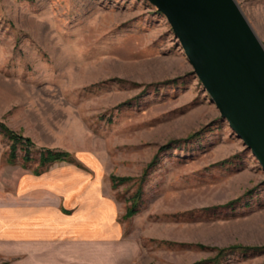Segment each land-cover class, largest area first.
<instances>
[{
	"label": "rangeland",
	"instance_id": "obj_1",
	"mask_svg": "<svg viewBox=\"0 0 264 264\" xmlns=\"http://www.w3.org/2000/svg\"><path fill=\"white\" fill-rule=\"evenodd\" d=\"M236 2L264 45V0ZM0 121L31 139L0 131V193L69 163L111 195L119 232L78 250L100 264H264V170L149 0H0Z\"/></svg>",
	"mask_w": 264,
	"mask_h": 264
},
{
	"label": "crops",
	"instance_id": "obj_2",
	"mask_svg": "<svg viewBox=\"0 0 264 264\" xmlns=\"http://www.w3.org/2000/svg\"><path fill=\"white\" fill-rule=\"evenodd\" d=\"M115 216L111 195L97 177L72 164L21 172L13 188L0 193V259L100 264L102 259L78 250L117 234Z\"/></svg>",
	"mask_w": 264,
	"mask_h": 264
},
{
	"label": "water",
	"instance_id": "obj_3",
	"mask_svg": "<svg viewBox=\"0 0 264 264\" xmlns=\"http://www.w3.org/2000/svg\"><path fill=\"white\" fill-rule=\"evenodd\" d=\"M209 96L264 170V45L236 0H149Z\"/></svg>",
	"mask_w": 264,
	"mask_h": 264
},
{
	"label": "trees",
	"instance_id": "obj_4",
	"mask_svg": "<svg viewBox=\"0 0 264 264\" xmlns=\"http://www.w3.org/2000/svg\"><path fill=\"white\" fill-rule=\"evenodd\" d=\"M0 131L11 139V142H12L11 152L12 153L15 151L17 143H21V142L25 143L26 147L24 149V158L28 159V153H29L28 145L31 144V139L29 137L22 136L21 134L15 132L14 130L10 129L6 124H4L1 121H0ZM197 133L198 132H194V133L188 134L186 138L193 137ZM171 142H172L171 140L168 141L166 144L162 145L160 147V149L169 147ZM68 156H69V154L66 151H56V150L53 151V150L48 149V150H46L45 152H43L41 154L40 161L42 163H47V162H51V161L66 160V159H68ZM155 158H156V156H154L153 159L150 160L146 164V166H145V168H144V170L142 172V177L147 173L148 168L151 167L154 164ZM111 179L113 181H115V184H117L119 182H123V181L128 180L129 177L128 176L127 177L126 176H124V177H116L114 175H111ZM131 199H132V201H131L130 205L127 206V208H126V212H125L126 216H130V215H133V214L136 213L137 204H138V201L140 199V192L137 191L135 194H133L131 196ZM236 200L237 199L229 200L228 202H226L225 204H223L221 206L232 205ZM237 248H240V249H243V250L251 249V247H245V246H240V245H231V246H228V247H223V248L218 249V253L217 254L219 255V254H222L225 251L234 250V249H237ZM210 261H213L212 264H216L215 257H209V258H205V259H202V260L194 261L193 263H190V264H203V263H207V262H210Z\"/></svg>",
	"mask_w": 264,
	"mask_h": 264
}]
</instances>
